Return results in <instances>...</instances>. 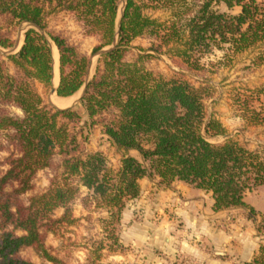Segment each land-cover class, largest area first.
I'll list each match as a JSON object with an SVG mask.
<instances>
[{"label":"trees","instance_id":"16d2710c","mask_svg":"<svg viewBox=\"0 0 264 264\" xmlns=\"http://www.w3.org/2000/svg\"><path fill=\"white\" fill-rule=\"evenodd\" d=\"M122 2L0 0V19L9 23L6 28L0 24L2 48L14 46L10 25L34 26L25 32L19 52L8 57L15 73L0 60V153L10 154L5 161L8 169L0 171V264H33L20 257L29 247L53 260L41 229L76 221L71 205L82 187L88 191L84 206L95 205L108 214L101 222L109 243H101L98 251H115L119 246L115 228L127 201L139 196V181L144 178L167 187L184 183L206 192L214 200L215 212L249 208L254 215L246 199L264 192V158L229 137L224 125L209 113L212 88L155 74L145 65L152 55H139L134 61L128 55L134 41L147 36L152 40L151 52L200 73L206 68L203 60L216 52L229 58L264 42V1L125 0L118 23ZM147 9L165 10L170 17L154 19L145 14ZM235 9L237 14L232 13ZM60 12L72 15L86 36L99 39L91 56L60 34L45 35L47 18ZM106 48L90 78L93 57ZM55 49L58 97H73L85 87L80 104L87 121L82 126L76 106L49 107L36 88L37 83L52 85ZM256 64H264V54ZM234 102L247 125L264 127V88L239 91ZM9 107L22 115H12ZM96 126L122 155L118 168L109 165L102 153L82 150L81 139L87 140L84 127ZM221 137L223 142H213ZM56 157H61L62 172L47 192L25 206L20 197L33 189L37 173L51 167ZM57 209L65 214L53 220ZM8 227L25 234L18 236ZM259 227L264 228V209ZM255 264H261L259 259Z\"/></svg>","mask_w":264,"mask_h":264},{"label":"rangeland","instance_id":"374dc122","mask_svg":"<svg viewBox=\"0 0 264 264\" xmlns=\"http://www.w3.org/2000/svg\"><path fill=\"white\" fill-rule=\"evenodd\" d=\"M124 6L125 0L120 5L118 23ZM238 12L239 9H235L232 13ZM145 14L161 21L170 17L165 10L147 9ZM0 24L5 28L9 26L4 19H0ZM47 26V37L48 32L60 34L83 54L91 56L93 49L100 44L97 37L86 36L82 25L68 13L49 16ZM30 28L32 26L29 24L10 25L7 28L14 46L9 49L0 46V60L6 63L11 74L15 73V68L8 57L19 52L24 43V34ZM151 44L152 40L147 36L135 40L128 60L134 61L139 55L149 54L152 56L145 59V65L155 74L184 78L195 86L202 83L209 85L214 93L207 102L209 113H213L224 125L229 137L260 152L264 158V127L247 125L240 118L234 102L239 91L264 88V64H256V58L264 54V42L248 52L229 58H224L222 52H216L203 60L206 68L200 73L187 70L166 55L151 52ZM56 57L59 58L55 49ZM99 57V54L93 57L91 77ZM57 67L50 87L36 84L44 104L54 108H58L53 103L58 96L52 94V89L59 86V61ZM82 93L83 89L71 97L66 106H76L83 117L81 126L87 121L86 112L80 104ZM8 110L12 115H22L15 107ZM83 134L87 137L85 142L81 139L85 154L102 153L109 165L118 168L122 155L110 144L101 126L84 127ZM224 140L225 137H221L213 142ZM131 155L138 157L136 152ZM9 156V152L0 153L1 172L8 169L5 161ZM61 172V157H56L51 167L37 173L33 189L22 195L20 201L28 206L31 198L49 190L52 181ZM139 186V196L127 201L121 222L115 228L119 239L115 251H98L101 243H109L101 222L108 214L105 210L95 209V205L84 206L82 199L88 191L82 187L79 197L71 205L76 221L41 229L44 245L53 260L46 259L33 247L23 249L20 257L33 264H255V259L264 264V228L259 227L264 209V192L248 195L246 201L254 209V215H251L249 208L215 212L211 197L207 198L201 191L184 183L167 187L160 185L158 180L144 178L139 181ZM7 190L11 191L12 188L8 187ZM64 214V209H57L52 219H61ZM7 231H13L18 236L25 234L13 227H8Z\"/></svg>","mask_w":264,"mask_h":264},{"label":"bare ground","instance_id":"6f19581e","mask_svg":"<svg viewBox=\"0 0 264 264\" xmlns=\"http://www.w3.org/2000/svg\"><path fill=\"white\" fill-rule=\"evenodd\" d=\"M57 52V50H56ZM58 54V52H57ZM58 61L59 58L56 57L55 59V68H58ZM56 96V95H53ZM58 96V95H57ZM70 98H61V97H55V100L53 101L54 105H56L58 108H66V106L68 105V103L70 102Z\"/></svg>","mask_w":264,"mask_h":264},{"label":"water","instance_id":"95a60500","mask_svg":"<svg viewBox=\"0 0 264 264\" xmlns=\"http://www.w3.org/2000/svg\"><path fill=\"white\" fill-rule=\"evenodd\" d=\"M32 27H34L33 25H31ZM53 51H54V46H53ZM105 51H107V50H103L101 53H99V56L102 54V53H104ZM90 78H92L91 76H90ZM57 88L58 87H53V89H52V94H57ZM84 90H85V87L83 88V93H84ZM83 93H82V96H83ZM57 107V106H56Z\"/></svg>","mask_w":264,"mask_h":264},{"label":"crops","instance_id":"0c3cea01","mask_svg":"<svg viewBox=\"0 0 264 264\" xmlns=\"http://www.w3.org/2000/svg\"><path fill=\"white\" fill-rule=\"evenodd\" d=\"M199 191H200V190H199ZM201 193H203L204 196H206L207 198H210V197H211V195H210V194H207L206 192L201 191ZM211 198H212V197H211Z\"/></svg>","mask_w":264,"mask_h":264}]
</instances>
